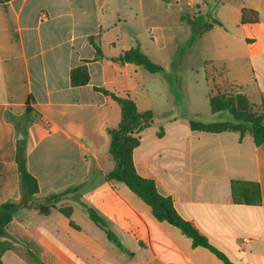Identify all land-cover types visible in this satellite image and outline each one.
<instances>
[{"label": "crops", "instance_id": "crops-1", "mask_svg": "<svg viewBox=\"0 0 264 264\" xmlns=\"http://www.w3.org/2000/svg\"><path fill=\"white\" fill-rule=\"evenodd\" d=\"M243 9L256 12L257 20L242 23ZM186 21L193 34L209 36L203 64L219 74L214 92L201 74L205 69H196L195 92L209 106L218 93L243 94L264 113V0L0 3V205L22 199L19 142L39 185L35 199L5 227L15 247L2 264H225L157 220L124 183L106 179L115 167L108 129L118 126L122 111L95 88L129 97L139 112L154 114L134 151L138 174L153 180L233 264H264V143L257 146L248 133L191 130L189 120L198 114L178 113L169 78L161 74L164 83L156 86L160 74L113 61L138 45L148 57L162 53L177 39V23ZM80 66H87L90 81L74 87L71 72ZM212 116L209 121H216ZM83 204L107 221L121 246ZM62 209H70V217Z\"/></svg>", "mask_w": 264, "mask_h": 264}, {"label": "trees", "instance_id": "trees-1", "mask_svg": "<svg viewBox=\"0 0 264 264\" xmlns=\"http://www.w3.org/2000/svg\"><path fill=\"white\" fill-rule=\"evenodd\" d=\"M8 0H0L5 2ZM256 12L250 9H243L242 23L255 22ZM195 31V23L189 22ZM219 24V22H216ZM210 29L206 26L205 30ZM92 41V40H91ZM96 50V58L103 57L98 44L93 43ZM113 61L121 64H133L142 67L151 74H162L168 79L165 69L154 63L140 48L136 46ZM90 76L87 66H80L71 72V83L74 87L85 86L89 83ZM96 91L111 97L119 104L122 111L121 121L117 127L109 128L108 134L111 138L109 155L115 163V167L107 174L108 181L124 183L135 195L141 198L152 210L155 218L161 222H168L192 240L193 246L209 249L225 264H233L222 252L217 250L190 222L184 220L177 212L173 201L169 197L161 195L156 184L151 179L140 176L134 164V151L141 142V133L151 128L154 124V114L151 111L139 112L136 103L129 97H119L104 88H95ZM210 108L213 115L227 114L229 119L221 121L203 122L199 119H190L191 130L204 133L238 132L241 135L250 134L257 146L264 143V113L258 111L243 94H216L210 97ZM31 109H27L30 113ZM164 129L161 127L158 136L163 137ZM17 164L20 174L22 199L20 203L6 202L0 205V264L3 254L15 247L6 233L5 227L13 220L16 213L28 205L39 194L37 179L29 172L27 167L26 146L23 142L18 143ZM65 193L55 195L56 199ZM90 219L106 234L110 241L121 246L117 237L109 229L107 221L94 208L87 207ZM70 217V209L61 210ZM45 213V212H44Z\"/></svg>", "mask_w": 264, "mask_h": 264}, {"label": "rangeland", "instance_id": "rangeland-1", "mask_svg": "<svg viewBox=\"0 0 264 264\" xmlns=\"http://www.w3.org/2000/svg\"><path fill=\"white\" fill-rule=\"evenodd\" d=\"M187 14L192 15L191 11H186ZM188 22L186 21L183 25L178 22L177 28H174L176 32L177 39L167 42V50L162 53L151 54L149 57L153 60L154 63L162 66L166 71L168 78L171 82H168L169 85L174 87L177 91V111L184 116L187 115L189 111H194L198 114V117H192L194 119H199L203 122L209 121L212 116V112L208 103L201 97V94H197L196 89L198 88L195 84L196 79V69L204 75H207V78L210 79L211 90L215 92L214 87H217L214 83L215 78L219 76L218 69H215L211 66H204L203 58L205 53L208 52V46L211 44L209 41V36H197L192 33ZM206 49V50H205ZM211 51V50H210ZM194 71V73H193ZM184 75V76H182ZM163 76V75H162ZM161 74L158 75V78H155L153 85L159 86L161 83H164ZM164 77V76H163ZM195 92V95L192 93ZM216 121H221L229 119L230 115L220 114L216 115ZM211 122V121H209Z\"/></svg>", "mask_w": 264, "mask_h": 264}]
</instances>
